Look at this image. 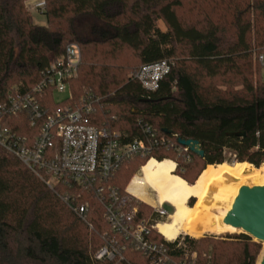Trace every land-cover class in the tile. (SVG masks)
I'll list each match as a JSON object with an SVG mask.
<instances>
[{
  "label": "trees",
  "instance_id": "obj_1",
  "mask_svg": "<svg viewBox=\"0 0 264 264\" xmlns=\"http://www.w3.org/2000/svg\"><path fill=\"white\" fill-rule=\"evenodd\" d=\"M25 1L0 0V101L15 87L35 85L48 57H61L76 43L81 64L71 100L97 99L94 124L131 139L141 136V119L170 143L197 140L204 152L184 161L171 146L161 147L123 163L110 184L123 190L150 158L174 159L175 173L189 184L207 165L230 162L226 154L254 167L264 162L258 60L264 56V0H44L45 25L33 23ZM164 59L173 65L155 91L129 78L134 68ZM43 102L56 105L53 94ZM65 191L73 204H87L86 221L62 200ZM151 215L157 216L151 207L138 204L139 218ZM104 234L125 243L110 231L96 193L50 189L0 146V264H100L93 254L105 245ZM153 238L163 236L154 231ZM227 238L184 242L196 253L195 264H256L261 242L247 234ZM122 255L115 264H149L128 246Z\"/></svg>",
  "mask_w": 264,
  "mask_h": 264
},
{
  "label": "built area",
  "instance_id": "obj_2",
  "mask_svg": "<svg viewBox=\"0 0 264 264\" xmlns=\"http://www.w3.org/2000/svg\"><path fill=\"white\" fill-rule=\"evenodd\" d=\"M25 6L42 13L46 5L44 0H27ZM258 60L264 63V56L260 55ZM80 64L79 45L69 43L61 57H48L35 85L15 87L7 93L0 101V146L17 157L50 189L62 185L66 189L77 188L97 194L110 231L125 240L121 244L115 237L105 239L104 234L105 245L93 254L100 264H115L117 259L123 258L122 251L127 246L145 255L149 264H195L196 253L186 247L184 238L178 241L153 238V232H158V218L166 213L161 206L154 209L157 216L139 218L141 200L128 190L130 182L123 190L110 184L118 168L135 157L145 158L154 150L171 146L182 160L188 161L192 152L186 146L170 143L171 138L157 135L141 119L138 120L141 136L131 139L94 124L92 113L97 99L84 95L71 100L70 83ZM172 65L173 61L168 59L143 64L134 68L129 78L138 81L146 91H155ZM65 93L66 97L56 100V94ZM49 94L54 95L56 105L53 108L44 107L43 101ZM25 123L27 131H22ZM61 198L86 221L87 204H73L68 191Z\"/></svg>",
  "mask_w": 264,
  "mask_h": 264
},
{
  "label": "bare ground",
  "instance_id": "obj_3",
  "mask_svg": "<svg viewBox=\"0 0 264 264\" xmlns=\"http://www.w3.org/2000/svg\"><path fill=\"white\" fill-rule=\"evenodd\" d=\"M263 169L264 164L256 168L248 162L209 164L189 184L175 174L173 161L151 158L132 178L128 190L151 206L168 203L173 207L168 218L156 225L157 231L168 241L182 233L195 238L203 234L233 233L241 229L224 224L223 217L240 186L264 185ZM191 198L195 201L189 205Z\"/></svg>",
  "mask_w": 264,
  "mask_h": 264
},
{
  "label": "water",
  "instance_id": "obj_4",
  "mask_svg": "<svg viewBox=\"0 0 264 264\" xmlns=\"http://www.w3.org/2000/svg\"><path fill=\"white\" fill-rule=\"evenodd\" d=\"M164 132L168 134L170 131L164 129ZM178 144L186 146L199 157L204 154L197 140L179 138ZM223 223L241 229L264 246V185L240 186L230 209L223 217ZM259 264H264V247Z\"/></svg>",
  "mask_w": 264,
  "mask_h": 264
},
{
  "label": "rangeland",
  "instance_id": "obj_5",
  "mask_svg": "<svg viewBox=\"0 0 264 264\" xmlns=\"http://www.w3.org/2000/svg\"><path fill=\"white\" fill-rule=\"evenodd\" d=\"M24 6H25V2H24ZM25 8H26V11L31 15V18H32V21H33V23L34 24H37V25H45L46 24V17H45V15L43 14V13H41V12H38V11H36V10H33V9H31V8H29V7H26L25 6ZM160 26H161V28H164V26L162 25V24H160ZM127 55V57L129 58V59H131L132 60V56L130 55V54H128V53H125V56ZM131 73V72H130ZM260 79H261V81H263L264 82V63H261V66H260ZM68 94L67 93H65V94H56L55 95V98H56V100H59V99H62V98H64V97H66ZM176 158H177V161H179L180 162V157H178V156H176ZM225 158L226 159H228L230 162L229 163H233V162H235V160L233 159V157L230 155V154H226L225 155ZM169 160H171V161H173L175 164H177L176 163V161L173 159H169ZM250 164V163H249ZM264 164V162L260 165V166H262ZM253 166V165H252ZM259 166V167H260ZM175 168H176V166H175ZM256 168H258V167H256ZM139 169H140V167L135 171V173L131 176V178L129 179V181H128V183L132 180V178L136 175V174H138V172H139ZM263 171H264V169H263ZM175 174H177V173H175ZM200 174V173H199ZM177 175H179L180 176V173L179 174H177ZM199 176V175H198ZM127 183V184H128ZM247 186H249V184H246ZM130 192H131V190H129ZM65 192H61V195H63ZM152 196H154V194L152 193V192H149ZM192 199V198H191ZM140 200V199H139ZM190 201L191 200H189L188 201V204L190 205ZM195 201V199H193L192 200V202H191V205L193 204V202ZM140 204H144V205H147V206H149V207H151L152 208V210L154 211V213H156L155 212V208H157V207H159V206H151V205H149V204H147V203H145L144 201L142 202H139ZM163 208H162V211H165L166 213L163 215V217H159L158 219H160V222H163V221H165L167 218H168V216H169V214L173 211V207L171 206V205H169L168 203H164L163 205ZM161 208V207H160ZM150 217V216H149ZM148 218V217H147ZM160 234V233H159ZM233 234H245V233H243L242 232V230H240V231H237V232H233V233H228V232H225V233H222V234H203V235H201V236H199V237H197V238H200V237H203V236H206V237H220V239H228L227 238V236L228 235H233ZM161 235V234H160ZM185 237H190V238H192V239H196L195 237H192V236H190V235H188V234H184V233H182V234H180L178 237H177V241L178 240H180L181 238H185ZM252 238V237H251ZM253 239V238H252ZM254 241H256L255 239H253ZM263 245H262V250H261V252H260V254L258 255V258H257V262H256V264H259V262H260V257L262 256V253H263Z\"/></svg>",
  "mask_w": 264,
  "mask_h": 264
},
{
  "label": "flooded vegetation",
  "instance_id": "obj_6",
  "mask_svg": "<svg viewBox=\"0 0 264 264\" xmlns=\"http://www.w3.org/2000/svg\"><path fill=\"white\" fill-rule=\"evenodd\" d=\"M162 208H163V206H161V208H160V209L162 210Z\"/></svg>",
  "mask_w": 264,
  "mask_h": 264
}]
</instances>
